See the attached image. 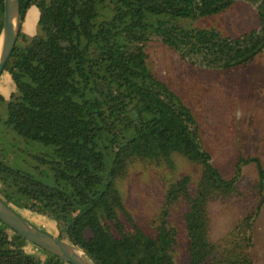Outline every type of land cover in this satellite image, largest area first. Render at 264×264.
<instances>
[{
  "label": "trees",
  "instance_id": "obj_1",
  "mask_svg": "<svg viewBox=\"0 0 264 264\" xmlns=\"http://www.w3.org/2000/svg\"><path fill=\"white\" fill-rule=\"evenodd\" d=\"M0 0V30L3 22ZM241 0H20L21 26L31 7L36 30H20L3 72L15 91L0 96V152L16 136L50 147L55 185L11 167L0 153V200L56 224V238L95 264H254L252 229L259 208L243 214L219 239L211 238L213 204L241 201L239 158L224 178L202 147L192 110L149 65L152 39L180 59L210 72L246 68L264 51V0L256 5L259 28L237 38L189 21L219 15ZM18 141V139L16 140ZM199 174L177 173L175 159ZM136 164L166 168L156 219L145 226L127 208L120 188ZM180 210L184 258L176 256ZM27 242L0 223V264L41 262Z\"/></svg>",
  "mask_w": 264,
  "mask_h": 264
},
{
  "label": "rangeland",
  "instance_id": "obj_2",
  "mask_svg": "<svg viewBox=\"0 0 264 264\" xmlns=\"http://www.w3.org/2000/svg\"><path fill=\"white\" fill-rule=\"evenodd\" d=\"M33 13V18L29 12L23 22H27L23 32L31 36L38 21L37 10ZM188 24L192 28L214 29L230 38H237L260 26L256 5L244 0L219 15L189 21ZM147 53L155 76L192 110L199 125L202 147L210 153L211 162L221 175L230 178L239 158L258 159L264 170V51L246 68L227 72L199 69L155 39L148 42ZM5 74L3 72L0 76V83ZM12 138L0 152L8 165L32 174L47 185H55L51 170L54 165L50 155L52 149L37 143H23L16 136ZM175 164L177 173L189 174L194 179L198 177L199 172L192 165L179 158L175 159ZM168 174L164 167L156 169L136 164L120 183L127 208L145 226L156 219L163 181L169 177ZM258 181L256 163L251 161L242 167L237 189L243 199L212 205L211 238L219 239L243 214L259 208L252 229L251 254L254 264H264V202L258 190ZM14 210L34 227L57 236L54 221L24 209ZM180 214V210L176 209L170 217V222L178 231L176 256L179 259L184 258L185 245Z\"/></svg>",
  "mask_w": 264,
  "mask_h": 264
},
{
  "label": "water",
  "instance_id": "obj_3",
  "mask_svg": "<svg viewBox=\"0 0 264 264\" xmlns=\"http://www.w3.org/2000/svg\"><path fill=\"white\" fill-rule=\"evenodd\" d=\"M21 30L20 0L3 1V22L0 30V76L12 55ZM0 223L27 243L66 264H95L78 247L57 239L16 214L0 200Z\"/></svg>",
  "mask_w": 264,
  "mask_h": 264
},
{
  "label": "crops",
  "instance_id": "obj_4",
  "mask_svg": "<svg viewBox=\"0 0 264 264\" xmlns=\"http://www.w3.org/2000/svg\"><path fill=\"white\" fill-rule=\"evenodd\" d=\"M36 8L35 7H31L27 14H31L30 17L33 18L34 16V13L33 11L35 10ZM37 10V9H36ZM38 12V10H37ZM27 16V15H26ZM37 17H39V12L37 13ZM31 18V19H32ZM27 22L23 23L22 24V32H23V26H25ZM24 34L28 35V36H31L30 34L26 33V32H23ZM15 91V87H14V83L12 81V78L11 76L6 72L5 74V77L3 78L2 82L0 83V96H2L4 99H8L10 97V95ZM19 215V214H18ZM21 217V215H19ZM24 220L27 221V219H25L24 217H22ZM30 218V217H29ZM35 219V218H34ZM36 221H38L37 219H35ZM30 222V221H29ZM31 223V222H30ZM53 236V235H51ZM24 251L29 254V255H32L34 257H36L37 259H39L41 262H44L47 258V255L45 252H42L40 251L38 248H36L35 246H33L32 244L30 243H26L24 245ZM63 264H66V263H63Z\"/></svg>",
  "mask_w": 264,
  "mask_h": 264
}]
</instances>
